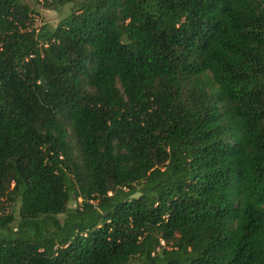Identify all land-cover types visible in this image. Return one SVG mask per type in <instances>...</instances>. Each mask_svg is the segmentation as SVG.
<instances>
[{"label": "trees", "instance_id": "trees-1", "mask_svg": "<svg viewBox=\"0 0 264 264\" xmlns=\"http://www.w3.org/2000/svg\"><path fill=\"white\" fill-rule=\"evenodd\" d=\"M34 2L78 8L0 0V264H264V2Z\"/></svg>", "mask_w": 264, "mask_h": 264}, {"label": "rangeland", "instance_id": "rangeland-1", "mask_svg": "<svg viewBox=\"0 0 264 264\" xmlns=\"http://www.w3.org/2000/svg\"><path fill=\"white\" fill-rule=\"evenodd\" d=\"M24 3H27L32 9V28L38 30L42 26H47L54 28L62 19L67 17L71 12L77 10L78 4L72 3L64 6L58 7H44L41 3H36L34 0H22ZM264 2V0H259ZM76 203H71V207H75ZM6 212H11L14 216L17 217L19 202L12 203L10 205H5ZM60 219L62 216L59 217Z\"/></svg>", "mask_w": 264, "mask_h": 264}, {"label": "water", "instance_id": "water-1", "mask_svg": "<svg viewBox=\"0 0 264 264\" xmlns=\"http://www.w3.org/2000/svg\"><path fill=\"white\" fill-rule=\"evenodd\" d=\"M43 81V80H42Z\"/></svg>", "mask_w": 264, "mask_h": 264}]
</instances>
